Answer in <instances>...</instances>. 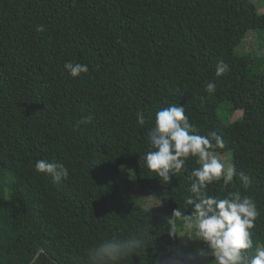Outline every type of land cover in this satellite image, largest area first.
<instances>
[{"label": "trees", "instance_id": "16d2710c", "mask_svg": "<svg viewBox=\"0 0 264 264\" xmlns=\"http://www.w3.org/2000/svg\"><path fill=\"white\" fill-rule=\"evenodd\" d=\"M264 0H0V264H81L101 242L142 235L145 248L116 264H215L181 244L179 208L198 159L163 183L147 169V133L157 111L182 104L199 135L217 132L231 164L251 180L213 181L209 195L239 191L259 215L254 255L264 247V113L248 88L264 76V52L237 50L264 39ZM42 26V31H37ZM72 61L89 66L73 78ZM228 71L216 76L218 62ZM215 82V93L205 86ZM236 110L242 114L231 119ZM143 112L145 125L137 124ZM225 116L226 118H223ZM82 118L90 122L82 123ZM87 148L105 155L80 163ZM62 162L54 182L35 162ZM127 165L144 187L165 191V216L120 184ZM36 259L31 262L38 252Z\"/></svg>", "mask_w": 264, "mask_h": 264}, {"label": "clouds", "instance_id": "9594fccd", "mask_svg": "<svg viewBox=\"0 0 264 264\" xmlns=\"http://www.w3.org/2000/svg\"><path fill=\"white\" fill-rule=\"evenodd\" d=\"M42 30V26H38L37 31ZM64 69L75 78L88 73L89 66L66 61ZM228 70V66L220 61L216 76H222ZM205 89L210 94L215 93V82H208ZM136 117L137 124L141 126L149 119L143 112H137ZM81 122L88 123L90 118H82ZM196 133L197 129L190 123L182 104H173L157 111L154 126L147 133V142L152 150L144 155V161L147 169L163 183H168L172 176L184 170L189 157L198 159L199 167L193 169L190 177L194 178L190 186L194 195L185 201L187 206H192L193 211L185 215L176 208L171 217L182 218L186 233L207 244L210 251L201 250L198 254L213 257L215 264H264V247L251 256L246 251L253 247L251 230L259 215L255 200L248 195H241L239 191L228 192L223 198L207 192L213 181L223 179L227 186L237 176L247 189L251 185L250 178L243 172L238 173L233 164H226L222 160L216 149H224L225 143L217 132L211 131L206 136ZM35 169L38 173L50 175L57 183L69 176L68 168L58 161L37 160ZM157 201L158 206L161 200ZM144 248V238L139 234L127 239L107 240L90 248L81 264H116Z\"/></svg>", "mask_w": 264, "mask_h": 264}, {"label": "rangeland", "instance_id": "374dc122", "mask_svg": "<svg viewBox=\"0 0 264 264\" xmlns=\"http://www.w3.org/2000/svg\"><path fill=\"white\" fill-rule=\"evenodd\" d=\"M264 11V6L261 8ZM255 36L250 32L247 37L242 41V43L237 47V50H253L257 53L264 52V39L254 38ZM249 114L258 115L264 113V76L257 81L251 83L248 88V109ZM242 114V111L236 110L231 119H235ZM223 118H226L223 116ZM84 156L80 158V163L92 162L96 158H100L105 155V151L98 148H87L83 151ZM222 160L228 164L231 163V153L230 151L220 152ZM120 184L127 190L140 204L153 210L155 213L165 216L168 212V203L165 191L158 192L150 189L149 187H144L134 179L132 169L124 165L120 171ZM161 203L157 206L158 201ZM178 239L181 244L191 246L195 253H199L201 250L208 252L210 251L207 244L199 239H195L191 234L186 233L184 228V221L182 220L180 227L178 229ZM259 249V248H258Z\"/></svg>", "mask_w": 264, "mask_h": 264}, {"label": "water", "instance_id": "95a60500", "mask_svg": "<svg viewBox=\"0 0 264 264\" xmlns=\"http://www.w3.org/2000/svg\"><path fill=\"white\" fill-rule=\"evenodd\" d=\"M39 252H40V251H38V252L35 254V256H34L33 259L31 260V262H33V261L36 259V257L38 256Z\"/></svg>", "mask_w": 264, "mask_h": 264}]
</instances>
